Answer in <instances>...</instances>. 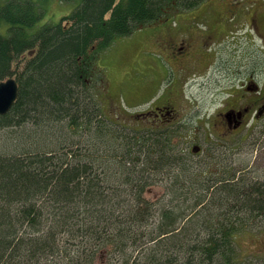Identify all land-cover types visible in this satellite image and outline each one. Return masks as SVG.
Returning <instances> with one entry per match:
<instances>
[{"label":"trees","instance_id":"trees-1","mask_svg":"<svg viewBox=\"0 0 264 264\" xmlns=\"http://www.w3.org/2000/svg\"><path fill=\"white\" fill-rule=\"evenodd\" d=\"M52 1L0 0V83L19 84L0 131L24 128L25 141L0 151V264H264V176L215 166L152 202L181 168L176 131L111 117L92 91L99 52L205 0H59L78 5L38 27ZM55 124L72 138L47 134Z\"/></svg>","mask_w":264,"mask_h":264},{"label":"rangeland","instance_id":"rangeland-1","mask_svg":"<svg viewBox=\"0 0 264 264\" xmlns=\"http://www.w3.org/2000/svg\"><path fill=\"white\" fill-rule=\"evenodd\" d=\"M212 2L208 13L201 10L202 6L193 11L173 13L174 11L169 10L170 18L162 26H166V29L172 33H220L218 38L227 40H222L220 45L219 59H222L223 64L220 63L215 71L216 79L222 76L219 83L224 82L226 86H229L231 81L233 83L242 82L243 76H246L250 71L252 75L257 76V80L259 79L260 84H262L264 81V39L260 37V41L252 31V29H256L254 27L255 17H249L250 14H248L250 6L247 5L246 9H248L245 13L231 17V15L227 16L222 12V7L215 0ZM77 5V2L66 4L53 0L51 6L45 8L46 13L38 27L45 24H57L62 17L70 15ZM253 9L252 7V11ZM256 11L264 13V5L258 7ZM250 18L253 19L252 23ZM257 24L260 31H264V17L257 21ZM0 32L7 33V30L3 31L0 27ZM151 33H153V29L148 27L138 29L128 38L117 39L110 48L101 52L96 58L94 67L99 73L100 79L105 85H109L107 93L104 83L99 82L95 76L92 79V91L102 109L113 104L118 109H122L121 106H123L131 114V112L143 110L146 106L150 107L155 98L159 99L167 94L169 84L174 80V74L171 69L167 68L162 57L152 54V49L147 48V39L150 38ZM261 35L264 36V33H260ZM244 57L245 59L242 61ZM203 79L202 82L197 81L203 83L206 78ZM146 84H148L147 93L145 96H141L140 89ZM216 89L212 85L209 91L197 90L194 94L197 93L200 96L204 93L201 95L204 97V101H201L199 105L197 102L189 103L183 109L185 110L182 113L183 116L176 122L183 126L172 139L174 145L172 152L180 160L181 168L176 166L173 168L175 169L174 172L171 171L170 174L162 176L163 181H159L156 186L150 187L151 193L144 197L152 202L170 192L168 186L172 182H167L176 177L180 180L188 178V181L197 179L199 182L202 178L208 177V173L218 172L219 169L223 172V167L234 169L240 175L248 170L253 176H264V140L257 139L259 137V133L255 134L257 130H250L249 132L245 130L240 134L224 138L219 132L211 134L208 128L205 129L207 122H204L203 119L208 117L207 114L213 115L217 108L224 104V99L227 97L226 91H222L223 89L216 91ZM211 90L212 93L209 94ZM165 99L166 97L161 101ZM140 103L143 106L138 107ZM135 107H137L136 110ZM204 108H207V111L203 110ZM200 111L202 115L198 114ZM130 114L122 116L128 121L134 122V118ZM207 119L209 121L210 117ZM43 125H37L40 132L42 129L38 127ZM27 127L36 130L34 126L27 125ZM58 127L55 124L49 128L46 127L45 130L47 134L50 133L60 142L67 141L68 137L72 138V135L66 132H64L65 135L60 136L61 130L59 131ZM23 130L24 128H11L0 131V151L16 152L13 149L21 147V141L25 142L21 140ZM46 131L41 133H46ZM193 142L202 147L203 151L200 155L193 154L189 148ZM22 149L26 148L23 147ZM209 149L212 153L216 152V155L218 153L222 160L210 158L207 153ZM217 161L219 162V169L215 168ZM202 189V185L199 184L196 187L197 193H202ZM249 255L245 256L251 258Z\"/></svg>","mask_w":264,"mask_h":264},{"label":"flooded vegetation","instance_id":"flooded-vegetation-1","mask_svg":"<svg viewBox=\"0 0 264 264\" xmlns=\"http://www.w3.org/2000/svg\"><path fill=\"white\" fill-rule=\"evenodd\" d=\"M215 2L222 7L224 14L231 13L232 15L245 13L241 9L242 6L249 5L255 8L264 4V0H215ZM263 17L264 15H260V18ZM219 34L171 33L165 28L154 30L151 33L150 38L147 39V48L152 49V54L162 57L167 68L172 70L174 80L169 84V90L165 96L159 99L155 98L150 110L136 116L138 121L143 125L150 123L154 128L170 126L180 116V108L184 101L203 100L202 96L195 97L194 93L197 91L196 87L203 89L206 85L209 87L214 85L217 88L216 91L222 89V91H226L224 110L216 112L217 116L225 120V113L230 115V120H224L221 124L225 133L242 130L246 126L249 116L257 122L264 121V85L259 87L252 80L253 77L257 79V76L252 75L249 71L246 76H243L242 82L233 83L231 81L229 86H226L224 82L219 83L222 76L216 79L215 71L220 63L223 64L222 59H219L222 42V38H218ZM261 37L264 38L263 35ZM244 59L245 57L242 61ZM203 78H206L205 82L197 81L202 82ZM147 87L148 84L140 89L142 96L146 95ZM210 92L212 93V91ZM165 97L166 99L161 101ZM238 112L242 114L240 122L234 116ZM240 123L241 126H239ZM216 126L219 128V124Z\"/></svg>","mask_w":264,"mask_h":264},{"label":"water","instance_id":"water-1","mask_svg":"<svg viewBox=\"0 0 264 264\" xmlns=\"http://www.w3.org/2000/svg\"><path fill=\"white\" fill-rule=\"evenodd\" d=\"M18 84L16 80L9 79L0 84V114H6L18 98ZM197 149L195 148V151Z\"/></svg>","mask_w":264,"mask_h":264},{"label":"bare ground","instance_id":"bare-ground-1","mask_svg":"<svg viewBox=\"0 0 264 264\" xmlns=\"http://www.w3.org/2000/svg\"><path fill=\"white\" fill-rule=\"evenodd\" d=\"M163 86V85H162ZM18 88H19V86H18Z\"/></svg>","mask_w":264,"mask_h":264}]
</instances>
